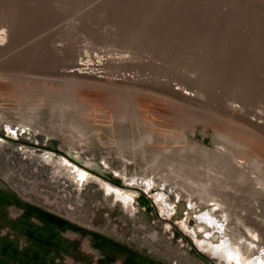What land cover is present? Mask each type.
I'll return each mask as SVG.
<instances>
[{"label": "rangeland", "instance_id": "374dc122", "mask_svg": "<svg viewBox=\"0 0 264 264\" xmlns=\"http://www.w3.org/2000/svg\"><path fill=\"white\" fill-rule=\"evenodd\" d=\"M261 258L264 0H0V264Z\"/></svg>", "mask_w": 264, "mask_h": 264}, {"label": "bare ground", "instance_id": "6f19581e", "mask_svg": "<svg viewBox=\"0 0 264 264\" xmlns=\"http://www.w3.org/2000/svg\"><path fill=\"white\" fill-rule=\"evenodd\" d=\"M2 37V36H1ZM248 233H249V235L251 236V237H253L255 240H258V236L255 234V233H253L251 230H249L248 229ZM228 253H229V256L232 258V259H236V255L238 254V252H236L235 253V251L233 250V252H232V250H228ZM236 254V255H235ZM248 264H264V262H263V259L261 258L260 260H259V262L258 261H250Z\"/></svg>", "mask_w": 264, "mask_h": 264}]
</instances>
